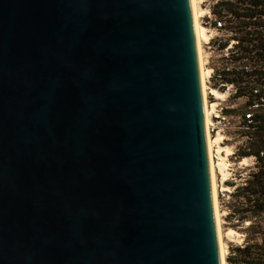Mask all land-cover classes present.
<instances>
[{
    "label": "water",
    "instance_id": "water-1",
    "mask_svg": "<svg viewBox=\"0 0 264 264\" xmlns=\"http://www.w3.org/2000/svg\"><path fill=\"white\" fill-rule=\"evenodd\" d=\"M0 264H221L192 0H0Z\"/></svg>",
    "mask_w": 264,
    "mask_h": 264
},
{
    "label": "built area",
    "instance_id": "built-area-1",
    "mask_svg": "<svg viewBox=\"0 0 264 264\" xmlns=\"http://www.w3.org/2000/svg\"><path fill=\"white\" fill-rule=\"evenodd\" d=\"M261 2L253 5L248 0H211L206 14L200 18L209 33V39L202 44L203 65L208 70L205 77L207 101H216L208 132L212 137L222 134V143L232 138L241 141L230 144L232 150L228 156L235 155L239 159L233 162H237L241 171L227 160L226 194L229 202L236 204L238 199L245 198L247 204L234 206L232 209L237 212L232 214H241L240 222L247 226L257 217H264V0ZM249 9L260 12L248 15ZM209 87L223 91L225 98L212 97ZM213 156L216 161L215 154ZM217 174L218 168L216 178ZM247 189L254 193L248 194ZM217 190L218 199V193L224 191L218 184ZM247 214H250L249 219H245ZM246 244L244 241L237 247L244 248ZM233 255L235 248L230 251L227 246V264H238L229 261V256Z\"/></svg>",
    "mask_w": 264,
    "mask_h": 264
},
{
    "label": "bare ground",
    "instance_id": "bare-ground-1",
    "mask_svg": "<svg viewBox=\"0 0 264 264\" xmlns=\"http://www.w3.org/2000/svg\"><path fill=\"white\" fill-rule=\"evenodd\" d=\"M200 0H192L193 5V14H194V23H195V32H196V41H197V49H198V58H199V67H200V76H201V85H202V94H203V103H204V112H205V121H206V130H207V139H208V148H209V157H210V166H211V175H212V184H213V193H214V202H215V211H216V220H217V229H218V238H219V247H220V256H221V264H227L228 262L225 259L227 253V246L223 240L224 233L222 232L221 220L220 219V211L218 209V199H217V182L215 169L216 165L218 166V170L222 173V180H225L226 176V164L228 155L231 152V148L224 143H222V134L218 133L215 136H210L208 132V124L210 122V114L214 111L216 106V101H207V90L205 84V77L208 74V71L204 68V59H203V42H206L209 39L208 28L201 23V17L206 14L207 9L202 7L199 4ZM212 94V97L217 99H224L225 93L220 91L214 87H209V92ZM211 103V105H209ZM215 154L216 162L217 158L219 160L218 164H215V158L213 156ZM227 187L225 184L222 185V190H226ZM227 238L230 241H238L241 240L242 233L231 229L226 234ZM240 242V241H239Z\"/></svg>",
    "mask_w": 264,
    "mask_h": 264
},
{
    "label": "rangeland",
    "instance_id": "rangeland-1",
    "mask_svg": "<svg viewBox=\"0 0 264 264\" xmlns=\"http://www.w3.org/2000/svg\"><path fill=\"white\" fill-rule=\"evenodd\" d=\"M201 1V0H200ZM200 1H199V4H200ZM211 0H204L203 3H201L200 5L202 7H204L205 9H207V6H208V3L210 2ZM206 19V16L205 18L203 19L205 21ZM203 24V23H202ZM204 26L207 27V25L203 24ZM206 67H209V64L206 66ZM206 71H208L207 69H205ZM211 101H213L211 99ZM240 143V139H230L229 141H225L224 144L225 145H228L230 147V144L232 145H235L236 143ZM231 148V147H230ZM232 150V149H231ZM217 157V156H216ZM230 160L231 162L233 161H238L239 159L236 158L235 155H232V156H228L227 160ZM219 163V160L217 158V162L215 161V164H218ZM234 163V168L239 172L241 171V168L239 169L237 166V162H233ZM216 168H218V166L216 165ZM219 169V168H218ZM219 171V174H217V184L219 187H222L223 184L226 185L227 189H228V181L229 179H227L228 177H226L225 180H222V173ZM243 171V169H242ZM226 174L225 176H228L227 175V170L225 171ZM215 175H216V169H215ZM226 189V190H227ZM226 190H223L224 192L222 193H218V209L220 211V219L221 220V228H222V232L224 233V237H223V240L226 244V246H228V248L231 249L233 248H236L238 246L239 243H243L244 241L247 242L246 245L248 244H260L262 242V239H263V232H264V217H257L255 221H252V224L248 225L247 224H242L240 222V219H242V216L241 214L240 215H236V214H232V212H237L235 209H232L234 208V206H239L242 205V204H247L245 203V198L242 200V201H239L238 199V204L230 201L229 202V198L227 196V192ZM232 205V206H231ZM250 217V214H247L245 216V219H249ZM262 222V223H261ZM231 229H235L239 232L242 233V237H241V240H238V241H230L226 234L229 232V230ZM240 241V242H239Z\"/></svg>",
    "mask_w": 264,
    "mask_h": 264
},
{
    "label": "trees",
    "instance_id": "trees-1",
    "mask_svg": "<svg viewBox=\"0 0 264 264\" xmlns=\"http://www.w3.org/2000/svg\"><path fill=\"white\" fill-rule=\"evenodd\" d=\"M249 3L253 5H258L259 3H262L261 0H248ZM231 10L236 13V10L234 8H231ZM250 11L247 12L248 15H253L255 12H260V10L255 9H249ZM262 43V42H261ZM249 191L248 194L254 193L251 189H247ZM246 194V196L249 199V195ZM230 262L235 263H244V264H264V232H263V239L260 244H248L244 248H235V255L229 256Z\"/></svg>",
    "mask_w": 264,
    "mask_h": 264
}]
</instances>
